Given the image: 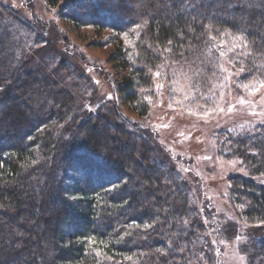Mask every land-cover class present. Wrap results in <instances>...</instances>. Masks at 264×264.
<instances>
[{"label": "trees", "instance_id": "1", "mask_svg": "<svg viewBox=\"0 0 264 264\" xmlns=\"http://www.w3.org/2000/svg\"><path fill=\"white\" fill-rule=\"evenodd\" d=\"M251 2L243 21L239 6L229 10L222 0H70L66 8L81 24L118 32L142 26L136 52H126L122 65L118 49L110 59L126 69L113 85L115 94L146 115L158 65L188 67L187 58L210 81L213 68L202 64L208 41L202 25L208 23L212 35L247 29L256 45L252 58H241L252 72L240 81L264 79V0ZM9 30L0 31V264H219L212 239L201 235L210 210L200 216L186 177L154 161L148 140H135L110 115L81 113L77 91L35 69ZM221 40L231 43L228 36L216 43ZM166 47L172 52H163ZM221 121L209 127L217 153L243 162L228 177L229 194L246 222L262 224L264 119L239 129ZM243 249L248 264H261L264 235L251 233Z\"/></svg>", "mask_w": 264, "mask_h": 264}, {"label": "rangeland", "instance_id": "2", "mask_svg": "<svg viewBox=\"0 0 264 264\" xmlns=\"http://www.w3.org/2000/svg\"><path fill=\"white\" fill-rule=\"evenodd\" d=\"M69 1L60 0V4L55 7L47 0H0V31L10 28L14 43L17 42L16 47L25 48L28 58L32 60L31 65L41 74H49L54 81L77 91L81 113L87 111L110 115L112 121L121 124L135 140L139 141L141 137L144 138L142 140H148L146 142L152 147L154 161L186 177L191 198L202 213L200 216L203 218L210 210L209 217L202 220L204 228L201 235L215 241L213 244L219 264H248L243 246L251 239V233L256 232L259 237L264 235V223L250 224L240 214L229 194L228 184V177L240 171L239 167L237 164L232 167L227 163L229 160L217 153L216 140L214 134L209 132V127L220 119L225 122L227 129L244 128L258 119L263 120L264 115L252 113H264V103H261L264 89L252 95L237 88L236 83L243 82L240 76H233L225 82L226 87L217 89V100L219 92L223 91L227 102L222 104L224 112L210 113L207 118L191 115L175 102L182 99V94L176 93L173 98L168 91L170 81L166 77L171 76L173 70L181 65L167 64L162 69L165 78L154 76L151 87L154 94L146 97L151 107L146 115H141L129 102L115 94L113 85L126 73V69L122 71L117 68L110 57L118 49L117 63L122 65L121 57L126 52L128 55L136 52L137 42L143 33L142 26L118 32L101 24L78 23L66 8ZM215 58L225 62L224 58ZM225 66L236 71L227 63ZM183 69L187 71L188 67L183 65ZM213 71L219 74L218 68ZM212 72L210 81H207L209 87L219 84ZM157 83H163L164 88L157 91ZM109 96L112 98L108 99ZM241 96L253 104L239 105L237 101ZM115 101L118 102L114 106ZM170 103L173 105L171 108ZM200 103L205 104V101ZM229 103L236 105L231 112L227 110ZM188 107L195 108V105ZM206 107H213L212 102L208 101ZM197 111L202 112L201 109ZM130 119L132 121L129 122ZM206 156L211 159H205ZM241 255L245 256L244 261L239 260Z\"/></svg>", "mask_w": 264, "mask_h": 264}, {"label": "snow or ice", "instance_id": "3", "mask_svg": "<svg viewBox=\"0 0 264 264\" xmlns=\"http://www.w3.org/2000/svg\"><path fill=\"white\" fill-rule=\"evenodd\" d=\"M222 6L229 10L239 6L242 12L241 20L243 21L244 15H246L247 11L250 10L254 6V4L251 2V0H236L235 4L232 2V0H222ZM195 19L196 17H193V20ZM207 19H212V18H207ZM137 27H140V25H137ZM202 27L205 29V32L208 35V41H205V45H206L205 55L207 56V59L202 60V64L204 66L211 64L213 69H217V68L219 69V74L216 71L212 72V76L219 80V84H212L209 87L206 79L203 77L204 69L200 65H197L195 61L188 62L187 58H185V62L188 64L187 71H184L183 65H181L180 68L173 70L171 76H168L166 78L170 81L168 88L170 96L175 98L176 93L182 94V99H177L175 101L176 104L180 105L182 108L187 110L191 115H202L203 118H207L209 117L210 113L213 112L222 113L225 111V108L222 106L223 103H227L225 101L224 93L223 91H220L219 99L217 100V89H223L224 87H226L227 85L225 82L230 81L233 76H240L245 71H248L249 73L252 72V67L245 69L243 60L241 58L253 57L252 47L256 45V41L249 40L250 32L247 29H241L236 33H233L227 29L223 31L216 29L215 31L217 34L212 35V32L214 30V25L212 23L202 25ZM218 36L231 37V43L229 44L227 41L224 40H221L219 43H216ZM259 39L264 40V35H260ZM171 44L172 41L169 40L168 45ZM243 49H247V51H244ZM214 51H218L219 57L224 58L225 62H221L219 59L213 57ZM261 51L262 54H264V50ZM163 52L171 53L172 49L171 47H166L163 50ZM163 52L161 53V56H163ZM228 54H232V55L229 56ZM180 56L183 57V53H180ZM165 59L167 58L165 57ZM225 63L230 65L232 69L236 68L237 63H239L241 66L238 69H236V71H231L229 67L225 66ZM253 67H255L257 71H260V66L256 65L254 62H253ZM163 68L164 65H158L157 71H155L154 76L157 78H165V73L162 70ZM260 74L264 76V72H261ZM155 87L157 91H160L161 89L164 88V84L157 83ZM236 87L254 95L256 92H259L260 89H264V79L254 78L253 80H248V82L245 83H236ZM205 89L207 91H205ZM111 98H112L111 96L108 97V99ZM200 101H205V104L200 103ZM208 101L212 102L213 107H206V103ZM237 103L239 105L253 104L252 101L246 99L244 96H241L238 99ZM261 103H264V97H261ZM188 105H195V108L188 107ZM172 106L173 105L170 103L169 107L171 108ZM235 107L236 105L229 103L227 110L231 112L235 109ZM253 107H255V105H253ZM197 109H201L202 112H198ZM89 110L91 111V108H89ZM252 114L264 115V113L258 114L256 112H253ZM260 123H264V121H260ZM181 135H183V133H181ZM205 159L210 160L211 157L206 156ZM87 163L88 162L86 161L85 166H87ZM227 163L231 164L232 167H235L237 163H243V162L229 160ZM184 171L187 172L188 169L185 168ZM205 222L207 223V221ZM185 224H187V221H185ZM144 227L151 228L153 226L151 224H147L144 225ZM88 239L89 242L91 243H97L95 237H89ZM121 239H123V237H121ZM236 239L239 240L240 237L237 236ZM98 243L103 244L104 242L99 241ZM213 243H215V241H213ZM221 243H223V241H221ZM180 251L183 252L184 248L181 247ZM198 258L201 260H205L203 254H201ZM238 258L241 261L245 260V256L243 255L239 256ZM109 259H111V257H109ZM125 259L131 260L132 257H125ZM208 259L210 260L211 257H208ZM186 264H191V261L190 260L187 261ZM205 264H207V260H205ZM261 264H264V259L261 260Z\"/></svg>", "mask_w": 264, "mask_h": 264}]
</instances>
